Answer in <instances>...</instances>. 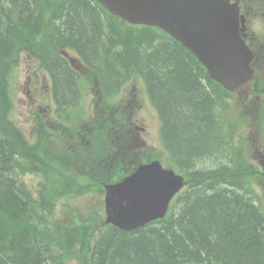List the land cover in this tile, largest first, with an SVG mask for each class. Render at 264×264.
Masks as SVG:
<instances>
[{"label": "trees", "instance_id": "obj_1", "mask_svg": "<svg viewBox=\"0 0 264 264\" xmlns=\"http://www.w3.org/2000/svg\"><path fill=\"white\" fill-rule=\"evenodd\" d=\"M66 45L92 63L108 89L135 75L144 79L161 138L188 180L165 217L129 231L106 226L97 236L96 209L56 222L55 191L42 186L36 199H25L7 180L6 166L21 152L7 117L18 57L39 61L64 110L77 99V78L58 52ZM226 94L179 42L155 27L127 26L97 0H0V264H264V216L231 183L238 167L229 169L221 156L230 131ZM218 157L224 162L217 172L198 171ZM39 159L49 164L45 154ZM115 170L107 181L123 175L121 166ZM45 174L57 177L50 166Z\"/></svg>", "mask_w": 264, "mask_h": 264}, {"label": "water", "instance_id": "obj_2", "mask_svg": "<svg viewBox=\"0 0 264 264\" xmlns=\"http://www.w3.org/2000/svg\"><path fill=\"white\" fill-rule=\"evenodd\" d=\"M132 23L159 26L207 67L226 88L246 84L249 52L239 37L236 2L229 0H99ZM238 86H236V84ZM182 176L158 161L140 164L117 183L106 186V221L129 230L161 217Z\"/></svg>", "mask_w": 264, "mask_h": 264}, {"label": "rangeland", "instance_id": "obj_3", "mask_svg": "<svg viewBox=\"0 0 264 264\" xmlns=\"http://www.w3.org/2000/svg\"><path fill=\"white\" fill-rule=\"evenodd\" d=\"M32 68H36V61L32 59H27L25 58V55H22L19 58V65L15 69L14 74L12 76L10 90V96L12 97L13 102L11 119L19 128H21L25 132L27 136L31 135V122L36 114V105H41L42 103L44 105L43 107L46 110H48L51 105L49 104L51 102L50 96H46L49 92L47 88L49 87V79H47L45 74H43L42 72H38V79L37 82H35V78L31 72ZM133 84L137 90L142 89L141 81L137 79L134 83H125L118 97L126 99L131 90H133ZM40 93L44 94L43 100L41 99ZM91 98L92 95H90L89 89L86 88L84 100L86 99L85 104L86 107H88L89 109H91L92 105ZM141 102L142 107L138 108L135 111L137 122L139 124L145 125L146 131L143 133L144 138L148 141V143L153 144L154 146H156V148H161V143L158 134L159 120L156 116V113L150 106V104L147 102V100L144 99L143 94ZM161 159L164 163L169 161L168 156L165 154H162ZM69 162H67L66 159H62L60 163L56 166L57 170L65 171L69 174L68 177L63 178L62 182L65 183L71 181L69 189L65 194L66 197L62 199V203L60 202L59 209H57L55 215V217L59 219L62 223H68L71 221V216L68 215V213L72 210H75V206L77 205H79V207H85L83 209H86L89 204L93 203L98 208H102V205L99 203L100 200H102L103 198L102 194H96L95 192L91 191L78 194L79 186L86 184L89 181L88 176L86 172L79 171H77L75 175H72L70 173V170L73 168V166ZM222 162L224 161H222V159L218 157V159H213L210 165L216 166ZM18 170L20 169H16L15 171ZM20 179L28 186L32 195L35 196L36 187L44 180V175L39 171H26L25 174L20 175ZM75 191L77 192L76 194ZM67 264L76 263L73 260H69Z\"/></svg>", "mask_w": 264, "mask_h": 264}, {"label": "flooded vegetation", "instance_id": "obj_4", "mask_svg": "<svg viewBox=\"0 0 264 264\" xmlns=\"http://www.w3.org/2000/svg\"><path fill=\"white\" fill-rule=\"evenodd\" d=\"M241 9L246 18L247 26L242 33L254 53L252 65L256 71L257 80L252 87L256 92H259L256 102L244 104V110H250L254 117L253 120L246 121L244 126V136L248 138L247 145L243 146V153L245 154L244 169L249 174L246 191L264 215V7L255 9L247 5L245 9L241 5ZM253 19L256 20L257 29L251 25ZM249 90L242 92H248ZM31 136H35L33 127L31 128ZM58 147L59 143L54 146V149L57 150ZM251 179L255 180L254 186H251ZM231 183L235 184L236 181Z\"/></svg>", "mask_w": 264, "mask_h": 264}, {"label": "bare ground", "instance_id": "obj_5", "mask_svg": "<svg viewBox=\"0 0 264 264\" xmlns=\"http://www.w3.org/2000/svg\"><path fill=\"white\" fill-rule=\"evenodd\" d=\"M7 6V5H6ZM91 55V54H90ZM24 155V153H22V152H20V154H15L14 155V161L12 160V162H10L9 164H10V166H6V171L8 172V171H11V169L13 168V166H14V164H15V162H16V159H18V158H20V157H22ZM220 169V165L218 164V165H216V166H210L209 167V169L207 170V171H211L212 173L213 172H217L218 170Z\"/></svg>", "mask_w": 264, "mask_h": 264}]
</instances>
